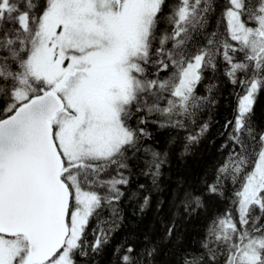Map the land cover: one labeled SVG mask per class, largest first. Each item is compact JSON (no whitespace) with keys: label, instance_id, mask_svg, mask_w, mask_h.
I'll list each match as a JSON object with an SVG mask.
<instances>
[{"label":"snow or ice","instance_id":"6c2138e0","mask_svg":"<svg viewBox=\"0 0 264 264\" xmlns=\"http://www.w3.org/2000/svg\"><path fill=\"white\" fill-rule=\"evenodd\" d=\"M226 87V151L171 191L173 264H264V0H0V264H93ZM157 251L116 248L118 264Z\"/></svg>","mask_w":264,"mask_h":264},{"label":"trees","instance_id":"16d2710c","mask_svg":"<svg viewBox=\"0 0 264 264\" xmlns=\"http://www.w3.org/2000/svg\"><path fill=\"white\" fill-rule=\"evenodd\" d=\"M230 88H224L218 97L215 106L206 109L201 114V120L209 124V130L201 143L196 146L192 155L181 159L178 156L171 158L164 165L161 177V191L151 193L150 206L143 212L139 211L137 201L125 202L122 205L121 215L123 220L119 227L112 233L111 239L105 249L94 257L93 264H118V246L133 245L137 252L148 247L149 242L156 244L158 251L153 260L154 264H173V254L176 251L175 240L165 241L164 235L167 225L171 220V212L168 202L171 199V191L178 179H186L189 184L196 186L202 175L221 158L226 149L221 146L226 143L224 123L231 115V109L235 105V98L230 96ZM255 117L257 122H264V95L256 99ZM163 139V137H162ZM139 182H145L144 178H134ZM135 183H133V189ZM164 201L158 209V202ZM223 205L220 206L222 210ZM203 221H183L179 224L178 232L182 236L180 244L183 247H195L201 233ZM148 237V241H145ZM122 250V249H121Z\"/></svg>","mask_w":264,"mask_h":264}]
</instances>
